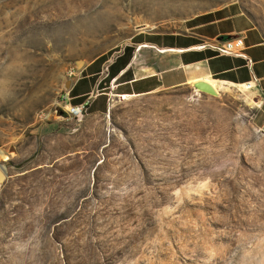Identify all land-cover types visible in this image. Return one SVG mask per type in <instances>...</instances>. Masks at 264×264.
<instances>
[{
	"label": "rangeland",
	"instance_id": "1",
	"mask_svg": "<svg viewBox=\"0 0 264 264\" xmlns=\"http://www.w3.org/2000/svg\"><path fill=\"white\" fill-rule=\"evenodd\" d=\"M227 1L0 0V264H264V131L249 89L107 99L103 75L78 121L43 116L69 68ZM236 1L264 16V0Z\"/></svg>",
	"mask_w": 264,
	"mask_h": 264
},
{
	"label": "crops",
	"instance_id": "2",
	"mask_svg": "<svg viewBox=\"0 0 264 264\" xmlns=\"http://www.w3.org/2000/svg\"><path fill=\"white\" fill-rule=\"evenodd\" d=\"M236 34L243 37L242 52L249 64L242 55L218 54L210 46H199L202 41L215 42ZM126 40L130 49L119 55L120 60L112 62L118 52L105 59L106 63L95 64L98 55L83 63L68 87L71 101L78 102L98 88L109 63L105 90L100 91L107 99L113 94L176 87L195 79L211 80L219 89L255 78L249 90L257 103L256 124L264 131V16L258 19L239 2L230 0L186 16L176 29L138 27ZM94 103L95 98L90 102L92 108Z\"/></svg>",
	"mask_w": 264,
	"mask_h": 264
},
{
	"label": "built area",
	"instance_id": "3",
	"mask_svg": "<svg viewBox=\"0 0 264 264\" xmlns=\"http://www.w3.org/2000/svg\"><path fill=\"white\" fill-rule=\"evenodd\" d=\"M199 46H210L218 54L242 55L246 58L242 52L243 37L240 34H236L222 40H217L215 42L202 41ZM110 59L111 58L108 60ZM246 61L247 64L250 63L248 58H246ZM67 75L70 78V82L76 78V76L74 78L72 76L74 75L72 68H69ZM239 85L245 89H250L255 85V78L246 80ZM98 93L97 88H94V91H90L80 101L71 102L68 88H63L62 91L59 92L58 96L53 100L52 108L44 112L43 116L45 118L53 117V121L56 124H59L61 119L68 118L78 121L86 113L92 98Z\"/></svg>",
	"mask_w": 264,
	"mask_h": 264
},
{
	"label": "water",
	"instance_id": "4",
	"mask_svg": "<svg viewBox=\"0 0 264 264\" xmlns=\"http://www.w3.org/2000/svg\"><path fill=\"white\" fill-rule=\"evenodd\" d=\"M76 64H78L79 62H81L80 59L75 60ZM70 84V78H67L64 82V88H68ZM190 84L192 85V87L197 88L201 91L207 92L209 94H213L215 95L217 92L213 89V87L206 82L203 79H195L190 81ZM6 175V170L4 165L0 162V183H2L4 177Z\"/></svg>",
	"mask_w": 264,
	"mask_h": 264
},
{
	"label": "trees",
	"instance_id": "5",
	"mask_svg": "<svg viewBox=\"0 0 264 264\" xmlns=\"http://www.w3.org/2000/svg\"><path fill=\"white\" fill-rule=\"evenodd\" d=\"M130 49V46H128V45H126V44H124L122 47H121V49H120V54L118 53L116 56H114V59L112 60V62H114L115 60H120V56L119 55H121V54H123L124 52H126V51H128ZM107 58V56L105 55V54H99L95 59H94V62H95V64H97V63H101L102 61H104L105 59ZM119 58V59H118ZM111 64L112 63H109L106 67H107V72H106V74H105V76H104V78H105V81L107 82V79H108V77H109V73H110V66H111ZM99 84V83H98ZM106 85V83L104 84V85H99V87L100 88H103L104 86ZM102 90V89H101ZM80 100H81V98H80ZM79 101V100H78ZM73 102H77V101H73Z\"/></svg>",
	"mask_w": 264,
	"mask_h": 264
},
{
	"label": "bare ground",
	"instance_id": "6",
	"mask_svg": "<svg viewBox=\"0 0 264 264\" xmlns=\"http://www.w3.org/2000/svg\"><path fill=\"white\" fill-rule=\"evenodd\" d=\"M206 82H208L212 87H213V89L217 92L218 91V87H217V85L213 82V81H211V80H207ZM199 90V89H198ZM120 97H122V98H124V97H126V95H120ZM0 156L1 157H5L6 155L4 154V151H3V149H1L0 148Z\"/></svg>",
	"mask_w": 264,
	"mask_h": 264
}]
</instances>
